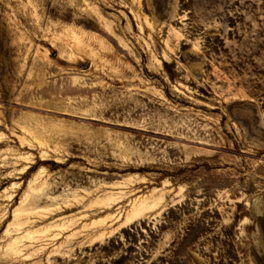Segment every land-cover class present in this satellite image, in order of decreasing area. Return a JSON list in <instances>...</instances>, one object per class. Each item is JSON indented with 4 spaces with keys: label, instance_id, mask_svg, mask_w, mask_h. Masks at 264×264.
I'll return each mask as SVG.
<instances>
[{
    "label": "rangeland",
    "instance_id": "374dc122",
    "mask_svg": "<svg viewBox=\"0 0 264 264\" xmlns=\"http://www.w3.org/2000/svg\"><path fill=\"white\" fill-rule=\"evenodd\" d=\"M0 264H264V0H0Z\"/></svg>",
    "mask_w": 264,
    "mask_h": 264
},
{
    "label": "bare ground",
    "instance_id": "6f19581e",
    "mask_svg": "<svg viewBox=\"0 0 264 264\" xmlns=\"http://www.w3.org/2000/svg\"><path fill=\"white\" fill-rule=\"evenodd\" d=\"M140 213L141 210H137V209L136 210L132 209L128 211V213H126L125 216L122 218L123 223L134 219V217H137Z\"/></svg>",
    "mask_w": 264,
    "mask_h": 264
}]
</instances>
